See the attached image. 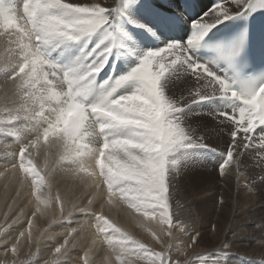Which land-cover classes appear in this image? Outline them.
<instances>
[{
    "label": "snow or ice",
    "instance_id": "snow-or-ice-1",
    "mask_svg": "<svg viewBox=\"0 0 264 264\" xmlns=\"http://www.w3.org/2000/svg\"><path fill=\"white\" fill-rule=\"evenodd\" d=\"M118 2L119 0H96L93 3L24 0L21 14L14 0H0V36L9 38L7 54L0 55V73L6 77L2 86L4 94L0 99L6 101L10 96H19L21 100L16 115L9 111V122L19 120L21 112L26 120L34 122L28 131L34 133L35 138L19 147L18 168L25 178H32L33 195L39 203L47 206L50 198H42L45 177L31 159L30 149L37 148L41 141L47 144L50 138H54L60 141L58 162L69 166L67 171L70 175L89 178L98 175L106 188L109 205L112 204L113 197H116L146 220L160 219L168 229L164 236L170 238V241L166 248L157 252L122 231L102 212L95 214L96 235L102 237L108 245L116 264H131L132 257L146 259L148 264H181L179 254L183 249L198 247L201 243L199 235L194 241L192 236H188L187 240L182 241L183 247L174 244V233L178 225L174 224L171 211L168 194L170 189L165 191L166 161L156 158L155 144L145 142L142 133L145 118L125 112L113 106L111 101L130 92L149 98L143 91L144 84L136 79L138 76L151 81L166 94L170 84L180 80L182 76H190L198 87L190 90L187 97L173 99L167 94L174 101L172 107L175 111L171 113L175 118L173 123L180 125L190 114V105L214 97L227 98L232 102L230 112L219 110L214 113L230 125V139L220 169L225 161L235 160L237 154H244L238 149L253 148V134L257 130L260 134L258 150H264V123H261L264 119V88L261 86L264 82L256 83L254 87L238 89L226 75L217 74L208 63L194 57L193 49L208 31L217 24L242 14V10L234 7L231 0H222L193 23L197 35L185 42H169L162 48L145 52L127 74L105 81L99 97L90 100L94 81L106 67L113 48L117 46L113 32L109 29ZM135 2L136 0H128L129 4ZM236 3L239 4L240 0H236ZM98 30L102 35L97 44L73 65H60L49 58L54 48L79 41ZM89 57L92 58L90 62L84 63ZM129 83L131 87L118 91ZM79 113H86L88 119L82 122ZM105 113H112L126 123L117 124L111 115ZM12 135L19 136V132L13 130ZM189 143L191 141L184 140L183 143L176 144L173 151L184 152L188 149L184 145ZM199 146L205 145L201 143ZM8 151L10 149L5 154ZM93 154L98 173L88 166ZM12 155L16 153L12 152ZM259 161L264 162V157ZM47 166L46 160L45 167ZM55 200L60 206L62 218L66 219L64 202L59 196ZM162 203L165 204L166 211H162ZM88 204L91 206L93 201L89 200ZM79 210L87 212L89 208ZM31 224L29 221V229ZM76 232L77 229L73 228L67 233V238L55 248L53 258L47 264H61L70 254L73 234ZM6 233L7 229L0 227V237H4ZM24 235L21 232L15 242H0L13 256H19L18 245ZM30 235L29 231V237ZM151 235L162 242L155 232H151ZM173 248L176 255L173 254ZM34 255L29 253L30 257ZM184 255H187V251ZM193 255L203 259L199 253ZM186 260L187 264H191L190 259ZM84 264H88L87 258Z\"/></svg>",
    "mask_w": 264,
    "mask_h": 264
},
{
    "label": "bare ground",
    "instance_id": "bare-ground-1",
    "mask_svg": "<svg viewBox=\"0 0 264 264\" xmlns=\"http://www.w3.org/2000/svg\"><path fill=\"white\" fill-rule=\"evenodd\" d=\"M153 1L156 2L157 4L160 3L165 5L166 8H169V12L171 13L175 6L173 0H171L170 2H167V0H153ZM68 2L93 3L96 2V0H68ZM231 2L234 7L239 9L241 5L243 6L247 2V0H240L239 4L236 3V0H231ZM139 3H141V0H136V2L132 3L131 6V4L128 3V0H119V4L116 5V11L121 9V11L127 13L128 11L131 10V12H135V14H139L141 13V10L137 9V4ZM142 17L145 19V23L147 24V26H152L151 22L146 19L145 15H142ZM185 31L186 28H184V32ZM164 35L165 33L162 32L160 34L159 39H162ZM0 55H4L2 53L1 40H0ZM3 79H4V74L0 73V97H2L4 94L2 87L4 84ZM195 89L196 87L191 85V82L188 80V78L182 76L180 80L174 81L172 84H170L166 91L169 96H171L173 99H176L180 96L187 97L189 91ZM17 97L18 96H10L9 99L6 101L0 99V211L4 212L6 211V209H8V211H12L10 214H15L14 217L19 218L16 220L15 223L10 224L11 233L18 235L21 232H23L25 233L24 236L27 237L26 239L28 240L40 238L42 241H45L44 246H38L39 253L41 254V258L44 259L52 254L50 251H52L51 250L52 248L56 247L57 243L61 244L63 243L64 239L67 238V234H65V230H64V227L66 225L68 232H70L73 228L77 229V232L73 234L74 239H73V244L70 248V254L64 258L61 264H84L85 258H87L88 264H93L94 262H95L94 264H111L112 261L115 262V259L112 258L113 253L108 248V245L103 241L102 237L96 235L94 215L101 212L116 225H119V221L122 220V217L125 218L126 220L128 219L129 224H135L136 219L140 218L146 223V225L149 228H152L154 231L159 233L156 229L157 221L146 220L138 213L132 211L129 208H126L127 205H125L118 198L117 200H115L116 197H113V203L109 205L107 202V198L103 197L104 192L106 193V188L103 185V183L100 181L98 175L96 178H92V179L87 178L83 175L72 176L67 171L69 167L67 164L62 162L56 163V161L59 158V154H57V149L59 148V145L53 144L54 139H52L47 144L41 142L37 148L32 149L33 151H31V159L38 166L39 170L41 171V175L45 177L44 187L42 188L41 191L42 198L44 195H49L53 199L52 210L48 211L47 209L44 215L36 213V205L39 202L36 200L35 196L33 195V187L31 183L32 178L31 177L25 178L24 174L18 168V164H19L18 148L21 146V144H26L29 142L30 139H34V135L32 132L28 131V129L30 128L29 126H27L29 120H26L24 118L23 112L20 113L21 117L19 120L9 122L10 120L9 111H11L13 115H16L17 114L16 109L20 105L19 102L15 101ZM10 105H14V107H10ZM195 107L198 108V113L203 114L202 116L196 114V111L194 110ZM188 112L190 114L186 117L184 121L185 128H187L189 131L195 130L197 137H203L209 135V141L214 142V140H219L217 143L218 145L224 143V140L220 142L221 135L219 136V133L217 132L219 128V124H216L215 122L205 117L204 113L206 112V108L202 104L197 103L190 105ZM207 125L209 127L204 128V126ZM210 127L213 129V131L209 133L207 131L210 129ZM229 127L230 126H226L223 124V129L227 132L229 131ZM13 130L19 132V136L12 135ZM229 139L230 137L228 135V138L226 140L228 141ZM8 149H10V151H8L7 154H5L6 150ZM12 152H15L16 155H12ZM251 156L253 155L246 152V154L244 153L240 157L241 163L238 167H239V172L243 174L240 179H237V177L233 175L227 181H225L224 177H222L220 184L218 183L214 184L213 182L211 183L208 182L205 185L202 184L201 186L203 187V190H201L200 193L202 192L203 193L200 196L199 204H202L203 207H205V205L208 206L216 205L218 206L215 207L216 209L221 208L227 211L232 204H238L240 206H244L245 204L253 203L251 200L248 199V196L246 194L253 193L256 194L255 197H258L259 191L264 190V170H261L259 165L253 164L252 162L248 161V158ZM209 157L212 156L209 155ZM208 158H205L203 156L201 157L198 156L197 160L195 161V164L200 167H205L203 168L205 170L200 171L194 168L195 172L191 174L196 176L197 179L201 177L202 178L201 180L203 182H205L204 180H206L207 178H210V174L206 172L207 167H212L213 169L217 170L221 165L215 162H210ZM46 160L48 161L47 167H45ZM206 160H208V162H206ZM13 165H17V167L14 168ZM232 167H233V171H235L237 166L233 165ZM178 168L180 170V173L182 174H184L186 171H191V169H189L188 167H184L183 169H181L178 166ZM205 172L206 174L204 175H207V178H203L204 175H201ZM255 173L261 175V177H259L261 181L254 179L253 174ZM244 177H246L247 179H245ZM185 179L186 178L183 177L184 181L180 184L181 179L179 175L176 181L175 191H178L179 195H183V192L179 190V185L184 186L185 185L184 183H186ZM97 184H99V188H97ZM100 184L103 186L105 191L102 190ZM248 186H250L254 190L249 191ZM195 195L196 194L193 193L191 197ZM57 196L60 197V199L64 202L66 206L64 215H66L67 218L66 219L63 218L65 219L64 222L58 221V224L54 225L49 230L45 228V232L42 233V235H40L39 233H37L39 225L46 226V223L48 225L50 224L48 223L50 221L49 212L51 211L54 212V214H52L53 217L61 214L60 206L55 200ZM191 199L192 201H195L194 197ZM89 200L93 201V204L91 206L88 204ZM196 200H199V197H196ZM172 201L173 200L171 199L170 203ZM261 202L263 203L264 200H262ZM39 204L41 208H45V204L43 203H39ZM175 204L176 203L174 202L172 206H175ZM262 207L264 208V204H262ZM81 208H89V211L82 212L79 210ZM175 209L177 208H173V211ZM207 209L208 208L206 206L205 210L207 211ZM69 210H71L72 212ZM206 211H205V216H206ZM33 213H35V215H33ZM173 217L174 219L179 218L177 213H174ZM185 217L186 216L180 217L179 218L180 222ZM61 218H62V214H61ZM210 218H212V220L219 219L221 221V227L225 230L223 231L225 234V238H227L226 240L229 244L234 243V245L236 246L239 242L243 243V245L247 243V241L244 238L237 239L236 237L232 236L233 232L237 231L238 229L233 222L235 218L233 219L227 217V219H224L221 213L214 214L213 216L211 215ZM29 221L32 222L30 229H29ZM10 222L11 219L9 220L8 223ZM255 228L257 233L254 235V238L256 240V238L261 237V233H263L264 231V225H260V224L255 225ZM214 229L216 230V228ZM29 231L31 233L30 237H29ZM203 232H208L206 225L205 228L203 229ZM63 235H65L66 237H63ZM182 237H181L183 239L182 241L187 240V237H185L184 235ZM96 239L101 240L102 244L100 245L96 241ZM10 242H15V240L12 239ZM253 244L254 242L252 243V246ZM238 250L242 251V248H239ZM233 253L235 254L236 252ZM233 253L232 255H234ZM244 253L246 256L245 255L243 256L250 257V260H252L253 264H260L255 260V258L251 257V256H257V254L256 255L254 254V250L253 251L249 250L248 252H244ZM228 261H226V264L237 263L235 258L232 257L231 258L228 257ZM262 263L264 264V262ZM242 264L245 263L243 262Z\"/></svg>",
    "mask_w": 264,
    "mask_h": 264
},
{
    "label": "rangeland",
    "instance_id": "rangeland-1",
    "mask_svg": "<svg viewBox=\"0 0 264 264\" xmlns=\"http://www.w3.org/2000/svg\"><path fill=\"white\" fill-rule=\"evenodd\" d=\"M194 110L196 111V113H198L197 107H195ZM189 112H191V111H189ZM199 115L202 116L203 114L199 113ZM184 153H185L184 159L179 162L178 166L181 169H183L184 167H188L189 169H191V171H186L184 174H182V173L180 174V179H181L180 184L184 181L183 177L186 178L185 179L186 183H184L185 184L184 186L179 185V190L183 192V195H179V192L175 191L174 198L172 199L173 201L171 202V211H173V208H177L172 212V214L177 213L179 218L186 216L184 219H182L181 222H180L179 218H175L174 224H176V225H181L182 223H185L188 220L196 222V223L195 222L194 223L196 224V230L199 232V238H200L201 243L198 247H193V248L187 249V255L179 254L178 258L180 259L181 264H183V261L186 259H190L191 264H213V262H214V264H217V263L218 264H226V261H228V257L229 258H231V257L235 258V260L237 262L236 264H242L243 262L245 264H253L252 260H250V257H244L243 256V255H245L244 252H248L249 250L250 251L254 250V254L255 255L257 254V256H251V257L255 258V260L260 259L259 263L263 264L262 262H264V246H261V244L258 243V241L264 240V231H263V233H261V237L256 238V240L254 238V235L257 233L255 225H258V224L264 225V208L262 207V204H264V202L263 203L261 202L262 200H264V190L259 191L258 197H255L256 194H253V193H250V194L247 193L246 194L248 196V199L251 200L253 203L245 204L244 206H240L238 204H232L231 207L227 211L223 210L221 208L216 209L215 207H218L216 205L208 206V205L204 204L205 207H203L202 204H199L200 196L203 193V192L200 193V191L203 190V187L201 185L202 184L205 185L208 182H210V183L213 182L214 184H216V183L220 184L222 176L219 173V169L216 170V169H213L212 167H207L206 172H208L210 174V178H207V175H204V174H206V172H205V173L201 174V175H204L203 178H207L206 180H204L205 182H203L201 180L202 179L201 177L197 179L196 176L191 175L192 173L195 172L194 170L195 169H198L200 171L205 170V169H203L205 167H200V166L195 164L197 157L203 156L205 158H208L209 155H211V154L203 151L202 149H199V150L186 149V150H184ZM219 157H221V156H219ZM208 160L210 162H215L218 164L223 163V161H221V159L214 157V156L209 157ZM208 160H206V162H208ZM14 172H15V170H14ZM193 193L196 194L195 196H193L195 201H192V199H191V198H193V197H191ZM196 197H199V200H196ZM43 198H45V199L50 198L49 203L45 207H47L48 211L52 210L53 199L49 195H44ZM256 199H258V200H256ZM174 202L176 204H175V206H172V204ZM206 206L208 208L207 211L205 210ZM119 207H121V206H119ZM126 208H128V207H126ZM205 211H206L207 217L205 216ZM11 212L12 211H8V209H6V211H4V212L0 211V227L7 229L6 235L4 237H0V241H3V240L11 241L12 239L16 240L18 237H20V234L15 235L14 233L10 232V224H12L13 221H16L18 218V217H14L15 214H10ZM68 213H70V212H68ZM217 213H221L223 215L224 219H227V217L233 218V219L235 218L233 222H234V225H236L238 229H237V231L233 232L232 236L236 237L237 239L244 238L247 241V243H246L247 246H246V244L243 245V243H240V242L236 246L234 245V243L229 244L227 242V240H226L227 238H225V234H224L225 230L221 227V221L219 219L212 220L213 217L210 218L211 215L213 216L214 214H217ZM256 213H258V214H256ZM260 213H261V215H260ZM52 214H54L53 211L49 212L50 221L48 223H50V224L48 225L46 223V226L45 225H39L37 233L42 235V233L45 232V228L47 230H49L54 225H57L58 221H61V222L65 221V219L61 218V214L58 216H54V217ZM189 214H191V215H189ZM255 217H256V219H255ZM246 218H247V220H246ZM10 219H11V222L8 223ZM138 220H142V219H140V218L136 219L135 224H129V220L128 219L126 220L125 218L122 217V220L119 221V225H117V226L120 227L122 229V231L126 232L132 238L138 240L141 243H144L145 245H147L148 248H150L154 251H157V252L162 251L164 248L167 247V244L169 243L170 238H168L166 236H161L160 233H157L152 228H149L143 220H142L143 224L138 223ZM205 225L208 229V232H203ZM122 226H123V228H122ZM210 227H211V229H210ZM214 228H216V230ZM64 230H65V234H67L68 233L67 225L64 227ZM151 232H155L158 236H160V241H162V242H158L156 239H154L153 236L151 235ZM182 236H183V234H180L176 231L174 234L175 239L173 240L174 244L180 245L183 247V245L181 244V241L183 240ZM24 237L20 238V243L18 245V248L20 250L19 256H13L10 252H8V249L3 246L2 242H0V264H4L5 261H8V264H13V262L18 261V260H28L29 264H45L46 261H50L53 258L54 250L56 247L59 246V244L57 243L56 247L52 248L51 249L52 251H50L52 254L43 259V258H41V254L39 253L38 246H44L45 241H42L40 238L28 240V239H26L27 237H25V238ZM63 237H66V236L63 235ZM96 241L100 245L102 244L101 240L96 239ZM253 242H254V244L252 246ZM33 243H35V244H33ZM225 245H227V247H225ZM9 247H11V243L9 244ZM239 248H242L243 252L238 250ZM244 248H246V249H244ZM233 252H236V253L234 254ZM29 253H34L35 255L33 257H30ZM193 253H199L203 257V259H201L199 256L193 255ZM227 253H230V254H227ZM232 253L234 255H232ZM173 254L176 255L175 248H173ZM112 258L115 259L113 254H112ZM111 264H116V262L112 261ZM131 264H148V261L146 259H137L135 257H132ZM231 264H234V263H231Z\"/></svg>",
    "mask_w": 264,
    "mask_h": 264
},
{
    "label": "clouds",
    "instance_id": "clouds-1",
    "mask_svg": "<svg viewBox=\"0 0 264 264\" xmlns=\"http://www.w3.org/2000/svg\"><path fill=\"white\" fill-rule=\"evenodd\" d=\"M136 79L140 80L144 84L143 91L149 98H145V95H138L136 92H130L117 97V99L112 100L111 103L113 106L122 109L125 112L135 113L145 118L146 122L144 125H142V133L147 144H155L156 158L158 160L164 159L166 161L164 166V177L167 188L165 191L170 189L168 194L171 200L174 198L176 181L181 174L178 164L184 159L185 156L183 151L177 153L173 151V148L176 144L183 143L184 140L191 141V143L184 145V147L188 149L194 148L193 145L200 147L199 145L201 143H197V140L194 139V136L196 135L195 130L189 131L184 127V122H182L180 125L173 123L175 118L171 116V113L175 111V109L172 107L174 101L167 96L163 89L159 88L158 86H154L151 81L146 80L144 77L138 76ZM249 87H254V84ZM261 87L264 88V85ZM112 91H115V89ZM79 115L82 122L88 119L86 113H79ZM105 115H111L114 122L117 124L126 123L112 113H105ZM261 123H264V119L261 120ZM53 144L60 145V141L54 140ZM165 153L168 154L165 155ZM241 155L242 154H237L235 160L225 161L224 166L220 167L219 173L222 177H224L225 181L229 180L233 175H235L237 179H240L243 175L239 172L238 167L241 163ZM253 160H255V157H253ZM258 163L261 170H264V162L259 161ZM233 165L237 166L235 171H233ZM88 166L95 170V154H93V156L89 159ZM244 178L247 179L246 177ZM248 190L253 191L254 189L248 186ZM160 207L162 211H166L164 203H162ZM46 211L47 207L41 208L40 204L37 203L36 213L44 215ZM155 221H157V231L161 236H164V233L167 232L168 229L163 226V222L160 219ZM138 223L143 224V221L138 220ZM176 231L180 234H183L187 238L188 236H192L193 241L195 240L196 236L199 235V232L196 230V224L193 221H187L181 225H178ZM258 243H260L261 246H264V240H260ZM186 251L187 249H183L180 254L183 255ZM4 264H8V261H5ZM15 264H29V262L28 260H18L15 261ZM45 264H47V261ZM183 264H187V260L183 261Z\"/></svg>",
    "mask_w": 264,
    "mask_h": 264
}]
</instances>
